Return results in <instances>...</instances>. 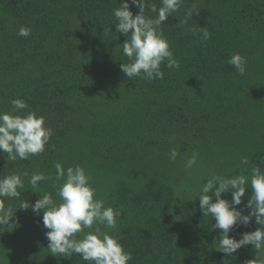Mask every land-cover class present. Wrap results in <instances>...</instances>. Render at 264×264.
I'll return each instance as SVG.
<instances>
[{"label":"trees","instance_id":"16d2710c","mask_svg":"<svg viewBox=\"0 0 264 264\" xmlns=\"http://www.w3.org/2000/svg\"><path fill=\"white\" fill-rule=\"evenodd\" d=\"M119 2L123 0H0V112L11 110V100L23 99L28 105L23 112L44 116L52 129L50 142L39 155L12 161L0 151V175L20 173L25 184L20 199L0 197L4 208L15 213L9 225H0V264H20L25 257L50 253L43 212L18 208L23 200L34 204L40 198L28 183L32 173L49 178L38 190L58 201L53 187L62 182L55 180L57 162L65 170L76 165L89 168V175L95 166L110 163L122 170L134 160L142 165L168 160L170 167L184 171L180 168L192 150H207L227 133L228 123L248 99L251 82L256 80L255 89L259 84L258 90H264V0H182L161 25L180 66L168 69L162 64L164 78L152 81L132 80L120 68L127 63L120 46L127 37L116 32L112 13ZM148 3L160 6V0ZM131 10L134 15L139 12L135 5ZM145 14L155 16L148 8ZM21 26L31 29L28 37L17 35ZM193 29H207L211 38L201 41L200 32ZM234 53L247 59L243 76L227 63ZM172 149L179 153L181 165L169 159ZM209 154H204V162L210 161ZM248 161L231 177L250 176L256 166L264 171V135ZM24 172L29 175L23 176ZM184 172L189 177L141 185L119 205L124 206L123 218L129 210L146 216L140 222L129 220L116 234L131 253L129 264H245L253 259V245L232 255L216 250L213 242L218 243L221 230L212 227L214 218L203 216L199 197L186 201L187 197L176 195L177 187L197 183V171ZM90 177L94 187L96 176ZM125 183L115 184L112 198ZM251 194L250 184L246 185L245 197L236 206L245 215L251 211L245 208ZM222 196L232 199L230 192ZM183 207L186 216L181 214ZM260 227L253 217L246 226L235 225L230 237L239 240L242 233ZM155 240L154 257L147 259Z\"/></svg>","mask_w":264,"mask_h":264},{"label":"clouds","instance_id":"9594fccd","mask_svg":"<svg viewBox=\"0 0 264 264\" xmlns=\"http://www.w3.org/2000/svg\"><path fill=\"white\" fill-rule=\"evenodd\" d=\"M182 0H160V6L149 4L148 0H123L119 7L113 10L116 32H122L127 39L120 45L127 63L122 62L120 68L130 79L140 77L148 81L163 79L165 73L161 65L168 69L179 68V61L170 48L161 25L168 17L176 12ZM131 5H135L139 12L133 13ZM146 8L155 16L145 14ZM191 15V12L188 13ZM200 32L201 41L211 38L207 29H193ZM31 29L21 26L17 35L28 37ZM239 75L246 73L247 59L239 53H234L227 61ZM11 110L0 112V151L7 153V160H27L45 151L50 142L52 129L46 126L45 117L35 111L23 112L28 108L23 99L10 101ZM169 159L175 161L179 153L172 149ZM249 163L247 157L241 158V164ZM196 164V154L187 159L186 168ZM56 181H62L56 189L58 201L51 193H41L39 184L49 179L43 173L34 172L28 181L30 189L39 193L40 198L34 203L23 200L18 208L39 214L43 212V225L48 231V250L54 256L70 257L78 254L89 264H129L131 253L127 252L119 241V237L103 229H116L119 213L106 206L104 200L96 198V189L91 184V177L85 168L76 165L65 170L60 162L55 163ZM27 172L23 176H28ZM251 187V196L245 208L250 213L245 215L236 206L245 197L246 185ZM24 180L20 173L0 175V197L5 199H20L24 189ZM231 193V201L223 198L222 194ZM210 193H214L210 194ZM199 207L203 216L211 215L215 223L214 229L221 230L216 244V250L226 255L236 253L246 245H253L256 259H249L245 264H264V171L259 166L253 167L250 176L243 174L234 177L220 175L207 179L200 189ZM15 214V213H14ZM11 208H4L0 202V225H9L14 216ZM255 217L256 224L261 227L252 232L241 234L237 240L230 237V232L237 224L248 225ZM94 225L96 227L94 228ZM103 226V227H101ZM87 230V231H85ZM77 234H81L78 238Z\"/></svg>","mask_w":264,"mask_h":264},{"label":"rangeland","instance_id":"374dc122","mask_svg":"<svg viewBox=\"0 0 264 264\" xmlns=\"http://www.w3.org/2000/svg\"><path fill=\"white\" fill-rule=\"evenodd\" d=\"M247 83L248 80L245 81V84ZM255 83L256 80L251 82V85L248 87L249 92L246 93L248 99L238 107V115L234 116L235 119H232L231 122L228 123V127L230 129L226 131L227 133L220 134L218 137V144L207 148V150L205 147H202V152H199L197 147L192 150L188 156L192 157V155L195 153L196 159L202 158L201 161L199 160L200 163H196L192 168H186L185 163L187 159L184 160V164L180 169H183L184 171H197V174L195 172L197 183L187 184V188L183 186L180 188L177 187L178 192H176V195L178 193V196L183 195L187 197L186 201L194 200L199 197L200 189L204 183H207V179H210L216 175L231 177L237 167L244 168L246 166L241 164V158H248L254 147L259 143L260 139L264 135V90H258V87H262V85L259 86V84L256 85V90L254 87ZM252 97L254 100L256 98L255 102L254 100L251 101ZM204 150H206V152H203ZM208 151H210V154L208 155L210 161L204 162L205 159L203 160V156H205L204 154ZM145 163L142 165L140 160H134L133 162L129 161L122 170H117L119 167H121L120 165L115 166L110 163H105L100 165L99 168L95 166L92 169L90 175L96 176L92 180L96 183L94 186L96 189V198L104 200L106 206L112 207L115 212L119 213V215L116 217V229L103 230L109 231L111 234L117 236L120 234L123 227L130 223L129 220L134 219L135 221V219H137V222L145 220L146 216L144 213L137 214L134 210H129L125 218L120 215L122 214V209L124 206L119 205H122L135 193H137V191L142 188L141 185L153 182L155 179H166L170 182V180L175 178V176L181 177V175H185L184 171L175 170V168L170 167L168 160L160 163V165H158L155 161L151 162L150 164H148V161ZM176 163V166L181 165V161H179V159H177ZM210 164L212 166L208 169L207 167H210ZM86 171L89 173V168L86 169ZM113 173H116V175ZM187 176L189 177V175H185V177ZM197 176H200V178L198 179ZM201 176H203V178ZM121 180L127 182L125 183L126 187L117 190L115 192L117 193V198L114 199L112 198V189L114 186H116L115 184ZM121 195L125 197H121ZM114 204L117 205L114 206ZM117 206H119V209H116ZM186 209L187 208L183 207L181 210V214L184 216H186ZM208 218L213 217L209 215ZM95 227L96 225H94V228ZM80 235L81 234H77L78 238ZM157 245L158 241L155 240L152 245L153 250L148 252L147 259H153L155 253L154 250L156 249L155 246ZM260 254L264 255V252H261ZM256 258L257 256H255L253 259ZM23 259H25V261L20 264H89L79 256H77V260H74V256L67 258L64 256L57 257L51 253L47 255L45 254L44 256H38V258H33L31 260L30 258L26 257Z\"/></svg>","mask_w":264,"mask_h":264}]
</instances>
